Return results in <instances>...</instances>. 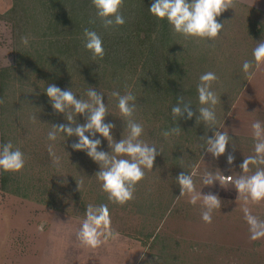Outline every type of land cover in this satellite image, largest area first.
<instances>
[{"label":"rangeland","instance_id":"rangeland-1","mask_svg":"<svg viewBox=\"0 0 264 264\" xmlns=\"http://www.w3.org/2000/svg\"><path fill=\"white\" fill-rule=\"evenodd\" d=\"M226 2L228 9L217 17L223 25L217 38L208 41L187 37L191 43L196 41L199 47L206 48L208 62L212 56L216 57L218 66L214 67L220 71L215 73L218 79L213 83L218 98L215 113L220 121L217 131L230 137L225 155L214 159L205 153L201 157L200 140L186 143L185 138L160 135L154 129L161 122L150 116L138 118L136 122L144 129L140 139L156 147L160 154L155 158L153 169L145 170L129 202L124 205L110 203L108 199L104 202L109 211L110 228L116 235L95 249L86 247L78 239L84 219L79 204L69 205V202L63 213L37 203L36 194L17 198L0 191V264H264V238L250 239L243 211L247 207L252 215L264 220V202L245 204L234 186L239 175H252L256 171L255 166L249 165L245 171L240 165L243 159L255 154L252 124L256 121L264 124V66L250 78L241 70L244 61L253 59L256 44L264 41V34L259 36L260 26H264V0ZM10 6L11 0H0V13H5ZM10 38L9 25L0 21V67L12 62ZM200 76L196 74L192 80ZM232 80L240 84V89L243 87L239 94L227 88L226 82L232 83ZM115 121L120 123L118 119ZM116 123L111 135L119 141L127 132ZM13 127L11 135H15L16 146L25 157V166L19 172L22 185L32 191L64 178L59 176L60 171L64 173V166L73 170L79 166L77 173L81 179L84 176L89 179L88 205L99 206L97 200L103 192L95 176L99 171L97 164L91 168L72 162L63 140L51 142L46 138L49 130L46 134V122L41 118L18 122ZM102 140V150L110 152L107 141ZM228 154L234 157L232 165L226 162ZM66 157L68 163L64 160ZM182 164L193 165L191 174L197 192L212 193L221 201V208L214 211L211 223L202 221L199 201L192 205L189 196L179 197L175 193L178 168H185ZM208 172L215 174L213 185L201 182ZM224 176H231V181L224 180Z\"/></svg>","mask_w":264,"mask_h":264},{"label":"trees","instance_id":"trees-1","mask_svg":"<svg viewBox=\"0 0 264 264\" xmlns=\"http://www.w3.org/2000/svg\"><path fill=\"white\" fill-rule=\"evenodd\" d=\"M150 3L151 0H123L120 13L125 19L124 25L106 30L96 17L91 0H11L8 10L0 13V21L10 27L12 57L11 64L0 67L1 144L11 141L17 147L18 141L11 134L18 122L41 118L46 122V134L52 130L51 125L66 123L63 115L53 113L48 98L43 94L48 84H55L62 90L71 89L77 99H87L85 93L90 86L105 96V122L115 124L116 119H122L112 92L118 91L121 95L131 92L135 96V121L150 116L162 123L154 129L160 135L170 132L169 136L185 138L186 143L200 140L199 155L202 157L206 152L201 138L211 136L212 132L218 130L220 121L216 116L215 129L212 130L213 126L196 121V109L200 107L196 90L199 79L192 80V77L205 72L220 73L214 67L218 66L215 64L216 57L212 56L208 62L206 48L174 33L166 21H158L150 15ZM85 29L100 35L103 59H93L84 48ZM262 34L263 25L260 26L259 36ZM24 36L29 37L27 46L21 43ZM184 41L186 44H183ZM226 84L234 94H239L243 88L240 89V84L233 80ZM178 97H183L184 102L192 106L194 116L191 120H173L171 108L176 105ZM73 120L79 124L85 123L82 116H74ZM119 122L116 126H123L124 129L122 121ZM177 126L180 130L171 133L170 130ZM97 138L101 139L99 150H102L104 141L101 137ZM58 139L66 144L64 147L71 154L69 159L72 162L96 168V163L84 152L72 149L76 137L67 138L58 134ZM67 158L64 160L68 163ZM173 163L176 162L173 160ZM184 167L178 168L179 174L183 172L187 175L193 171V165L192 168ZM79 169V166L74 170L64 166V173L60 171L59 174L64 178L32 191L21 184L19 172H0V191L17 198L36 194L37 203L63 213H66L65 207L69 202V205L79 204L80 214L84 215L89 201L86 196L89 179L86 176L81 179L77 173ZM177 189L175 193H179V186ZM105 201L107 195L103 192L97 204H105Z\"/></svg>","mask_w":264,"mask_h":264},{"label":"clouds","instance_id":"clouds-1","mask_svg":"<svg viewBox=\"0 0 264 264\" xmlns=\"http://www.w3.org/2000/svg\"><path fill=\"white\" fill-rule=\"evenodd\" d=\"M123 0H91L96 11V17L102 22L106 30L123 26L125 19L120 13ZM226 0H151L148 12L158 21H166L172 31L178 35L190 38L212 41L220 34L223 25L217 17L228 9ZM84 48L93 59H103V42L97 32L85 29L83 32ZM21 43L25 46L29 43V37H21ZM252 60L244 61L242 72L250 78L255 70L264 66V41L256 44L252 51ZM214 72H205L199 77L197 84L198 103L196 109L200 120L205 125L216 124L215 106L218 98L213 90V83L217 80ZM49 101L54 114L63 115L66 123L51 125L47 139L51 142L57 140L58 134L64 137H76V142L71 145L77 152H84L93 162L99 166L95 174L101 184V190L107 195L108 201L118 205L129 202L134 195L135 186L144 178L145 170H152L159 150L143 142L140 137L144 129L142 125L133 119L135 110V96L131 92L121 95L113 91L116 99V107L120 113L119 119L126 129L127 135L119 141H115L111 135L115 124L105 122L107 107L103 103L105 96L96 88L88 86L87 99H77L71 89L62 90L55 84H48L43 93ZM192 106L185 103L183 97L177 98V103L171 108V116L174 121L186 118L191 120L194 116ZM85 117V123L79 124L73 117ZM254 136V155L243 159L240 168L248 170L249 165L255 166L256 171L252 175H239L234 186L237 193L244 198V203L264 202V124L256 121L252 124ZM177 126L171 129V133L179 131ZM88 135H85V134ZM165 132L164 135H169ZM123 136V133H122ZM101 137L107 141L110 152L101 149ZM204 151L216 159L225 155L226 147L230 146V137L222 131H214L211 136H204ZM111 141V143H110ZM51 151V148L49 149ZM234 157L228 154L226 162L232 165ZM25 166L23 152L14 147L11 141L0 144V172L18 173ZM231 180V176L225 177ZM179 186V197L189 196V203L196 205L201 203V219L205 223L212 222L215 210L221 208V201L217 195L208 193L202 195L197 192L193 180V174L180 173L176 179ZM204 185H213L215 174L208 172L201 181ZM244 218L249 226L250 239L253 241L264 238V220L252 215L247 207L243 208ZM110 216L105 204L99 206L88 205L84 212V219L78 232V239L89 248L99 247L104 240L114 237L116 234L110 228Z\"/></svg>","mask_w":264,"mask_h":264},{"label":"built area","instance_id":"built-area-1","mask_svg":"<svg viewBox=\"0 0 264 264\" xmlns=\"http://www.w3.org/2000/svg\"><path fill=\"white\" fill-rule=\"evenodd\" d=\"M224 180H226V181H231V180H228V179H225V178H223ZM232 179V178H231Z\"/></svg>","mask_w":264,"mask_h":264}]
</instances>
